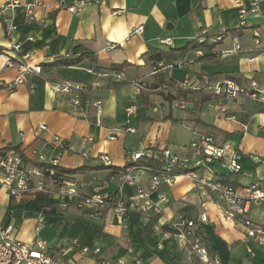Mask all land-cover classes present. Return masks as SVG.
Segmentation results:
<instances>
[{
    "label": "crops",
    "instance_id": "crops-1",
    "mask_svg": "<svg viewBox=\"0 0 264 264\" xmlns=\"http://www.w3.org/2000/svg\"><path fill=\"white\" fill-rule=\"evenodd\" d=\"M77 1L0 0V54L26 56L40 67L13 92L0 88V150L19 152L29 165L38 155L54 160L60 170L76 172L69 175L88 191L108 195L118 187L109 180L111 172L130 166L135 152L154 153L152 167L159 166L164 149L196 162L191 145L204 135L218 146L229 145L241 170L229 173L215 161L198 169L199 175L239 192L264 177V104L218 100L203 88L204 80L233 79L264 89V0L260 14L248 12L243 21L233 0H99L70 14L67 8ZM243 1L248 9L251 0ZM12 2H18L13 9ZM138 27L140 34L134 33ZM158 39L172 45L161 46ZM112 44L113 50L102 52ZM234 44L240 50L227 54ZM157 50L170 51V61H152L148 53ZM2 64L0 57V84L13 81L19 72ZM184 80L190 87L175 95L157 91ZM62 81L84 86L81 113H71L70 94L52 91ZM101 154L110 158V168L99 164ZM134 174L146 189L149 174ZM123 194L130 199L134 190L124 187ZM161 197L168 203L160 215L130 212L122 222L111 212L92 219L75 202L55 195L10 198L0 190V225L17 241L39 240L50 250H64L66 264H196L178 241L175 224L205 215L200 232L220 264H264V246L223 217L217 194L178 177L151 194L152 202ZM248 218L264 226V203L252 206ZM72 243L99 253L80 255Z\"/></svg>",
    "mask_w": 264,
    "mask_h": 264
},
{
    "label": "built area",
    "instance_id": "built-area-1",
    "mask_svg": "<svg viewBox=\"0 0 264 264\" xmlns=\"http://www.w3.org/2000/svg\"><path fill=\"white\" fill-rule=\"evenodd\" d=\"M99 0H78L74 5L69 6L67 11L70 14H77L85 5L97 4ZM18 2H12L8 7L13 9ZM34 5H39L38 3ZM233 5L237 8L238 15L243 21L244 16L250 12L253 15H259V0H251L249 8L245 7L243 0H233ZM33 7L28 5L26 8ZM14 28L7 29L11 32ZM142 27H138L134 33L140 34ZM221 36L215 38L220 41ZM198 42L200 40L197 39ZM161 46H171L170 39H158ZM258 50L261 49L259 39L254 40ZM115 48L110 45L103 49L106 53ZM17 47L14 48L16 50ZM240 50L238 44H234L233 49L227 51V54H233ZM196 54L201 55L200 52ZM3 59L1 68L17 69L19 75L10 82L0 84V88L13 92L17 86L25 83L24 77L30 74H39L40 67L30 65L26 62V56L21 59L12 58L7 54H0ZM249 59L248 62H253ZM118 80L123 79L122 74L116 76ZM190 87L189 82L184 80L174 85L163 84L157 91L175 95L178 90H186ZM204 91L215 99H225L235 101L237 99H248L254 103L264 104V89L258 87L255 82L242 84L233 79L211 82L203 81ZM84 86L71 81H62L52 86V91L56 94H70V111L73 114L81 113L82 94ZM98 107L100 102H96ZM222 111V110H221ZM130 111L127 112L129 116ZM100 125V122H97ZM40 130H45L44 126H39ZM128 132L132 130L127 129ZM115 136L109 137L114 140ZM59 142L58 138H54ZM87 142L92 139H87ZM191 148L199 157V160L192 162L188 158H180L172 154L168 149L161 152V163L157 167L136 165L129 168H122L111 172L109 180L117 184V190L113 194L103 195L96 190L88 191L86 185L72 178L71 175L62 174L57 162L49 160L44 156L38 155L33 165H29L23 156L16 151L0 150V190L4 191L10 198L30 197L35 194L43 196L55 195L64 198L65 201L75 202L76 206L86 212L92 219H100L106 213L111 212L122 222L130 212L140 215L158 216L162 212V206L168 201L161 197L157 202H152L151 194L157 191L162 185H169L178 177H186L194 187L208 190L217 194L221 200V213L223 217L240 225L245 230V238L254 242L257 246H264V226L256 224L248 218V212L252 206H258L264 203V177L256 179L244 192H239L231 185L222 184L219 181L208 179L199 175L198 169H207L215 162L220 161L222 167L229 173H239L240 165L236 159V152L229 145L218 146L210 136H200L192 143ZM85 156V154H82ZM154 153L149 151L135 152L131 156L132 162L141 160H153ZM99 164L105 168L111 167L110 158L101 154L97 158ZM252 158V161H256ZM135 171H145L149 174L148 186L146 189L138 185ZM124 187L134 190L130 199H126L123 194ZM67 204V203H66ZM62 205V208L66 207ZM107 210V211H106ZM207 221L205 215H200L198 220H183L175 224L177 229V239L182 248L188 252L196 264H220L218 259L211 255L209 248L202 238L199 224ZM80 255H96L99 249L79 246L72 243ZM64 250H50L42 241H35L33 244H27L17 241L11 237L10 228H4L0 225V264H66L64 260ZM104 264L103 261H100ZM136 264H139L136 261Z\"/></svg>",
    "mask_w": 264,
    "mask_h": 264
},
{
    "label": "trees",
    "instance_id": "trees-1",
    "mask_svg": "<svg viewBox=\"0 0 264 264\" xmlns=\"http://www.w3.org/2000/svg\"><path fill=\"white\" fill-rule=\"evenodd\" d=\"M244 27L242 26V27H240V29H243ZM194 43V42H193ZM192 44V43H191ZM191 44H189V46L191 45ZM193 48H196V45H195V47H193ZM169 53H170V51H166V52H163V51H159V50H157V51H152V52H150V53H148V56L150 57V59L152 60V61H154L155 63L156 62H161V61H163L164 59L165 60H168V61H170L169 60V57H168V55H169ZM168 100H170L171 101V98H167ZM152 161L151 160H141V161H139V162H137L138 164H141L142 166H152V163H151ZM136 162L134 163V162H132V164L129 166H125L124 168H129V167H131V166H136V164H137ZM61 173L62 174H67V175H69L70 173H72V174H75L76 172H67V171H63V170H61ZM107 211V210H106Z\"/></svg>",
    "mask_w": 264,
    "mask_h": 264
}]
</instances>
